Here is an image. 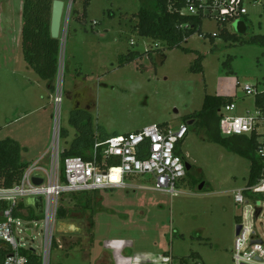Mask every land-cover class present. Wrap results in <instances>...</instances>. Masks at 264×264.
I'll return each instance as SVG.
<instances>
[{"label": "rangeland", "instance_id": "rangeland-1", "mask_svg": "<svg viewBox=\"0 0 264 264\" xmlns=\"http://www.w3.org/2000/svg\"><path fill=\"white\" fill-rule=\"evenodd\" d=\"M258 2L248 7L246 34L237 33L236 24L228 27L240 42L225 41L217 23L204 20L202 34L209 35L197 33L171 50L134 31L144 0H90L88 7L85 0H67L59 74L51 83L24 60V0L0 1V143L16 141L22 163L44 156L48 164L56 122L61 151L73 146L76 125L88 119L96 140L150 125L189 126L179 153L191 168L176 195L152 190L150 177L127 182L147 189L62 194L59 207L67 217L55 223L50 264H233L242 215L234 192L248 185L252 164L189 118L202 110L206 96L233 98L239 115L255 110L256 98L244 88L264 91V48L243 41L264 36V0ZM130 51L138 55L121 66ZM199 55L202 73L192 69ZM33 237L42 254L43 235L35 231Z\"/></svg>", "mask_w": 264, "mask_h": 264}, {"label": "built area", "instance_id": "built-area-1", "mask_svg": "<svg viewBox=\"0 0 264 264\" xmlns=\"http://www.w3.org/2000/svg\"><path fill=\"white\" fill-rule=\"evenodd\" d=\"M181 14L211 20L224 28L236 22L246 24L248 7L259 6L258 0H182ZM205 35L201 34L200 38ZM247 96L264 95L256 87L246 86ZM57 103L61 99L57 98ZM219 131L223 138L247 137L256 144L260 177L254 185L234 192L235 203L242 207L239 234L232 249L233 264H264V109L237 113L236 103L219 112ZM189 134L188 124L178 127L150 125L139 131L114 135L95 141L91 160L69 157L61 162L60 124L55 123L53 148L48 164L42 156L30 164L18 184L0 185V255L2 264H50L54 247V228L60 197L65 193H87L113 189H147L128 184L129 180L150 177L152 190L174 196L178 184L187 174L186 159L179 146ZM34 178L43 183L36 185ZM40 197L43 213L39 214L27 200ZM25 204L26 207H21ZM41 223V224H40ZM43 235V253L35 242L34 232ZM4 252V253H3Z\"/></svg>", "mask_w": 264, "mask_h": 264}, {"label": "trees", "instance_id": "trees-1", "mask_svg": "<svg viewBox=\"0 0 264 264\" xmlns=\"http://www.w3.org/2000/svg\"><path fill=\"white\" fill-rule=\"evenodd\" d=\"M61 1L66 2L67 0ZM146 1L144 0V7L136 15L134 31L139 36L152 39L157 44H164L168 49L173 50L182 48V43L193 35L197 33L202 34L203 22L201 18L188 17L181 14L183 7L182 0H154L153 6L152 4L147 6ZM53 2L54 0H24L21 42L24 60L27 65L34 70L41 80L51 83L55 81L59 74L61 49V40L53 39L51 36ZM89 3L90 0H85L86 7L89 6ZM228 27L227 25L224 28L220 27L222 31L219 36L227 42H240L239 36L231 34ZM210 37L215 39L214 36ZM243 42L264 48L263 35L249 36ZM137 55L138 53L130 51L128 56L124 57L121 61V66L132 63ZM203 60V56L199 55L192 68L194 72H203ZM225 67H230V60L225 63ZM228 73L232 74L230 71ZM51 83L49 86H51ZM233 103L235 101L231 97L206 96L202 110L193 114L189 119L193 123L196 120L200 121L207 128L214 141L225 146L231 152L240 154L251 161L252 168L248 184L254 185L260 177V163L256 157L255 142L244 136L232 138H222L220 136L219 112L224 107ZM255 104L257 108L264 109V95L257 97ZM79 122L80 120L76 124ZM167 125L164 124L162 126ZM76 126L79 130L78 139L71 148L64 150L61 154L62 162L69 157H80L84 160H91L92 158L96 137L88 130L91 126L90 120L88 119L87 125ZM63 135L67 137L68 134L64 132ZM101 138L106 139L108 136H102ZM20 150L19 144L14 140L9 139L0 143V185L3 187L10 188L18 184L22 175L30 166L28 163L20 161ZM90 201L91 197L89 194L87 196V208L89 209ZM21 207H26V205L22 204ZM6 208V204L0 203V212ZM66 217V209L59 207L57 218L64 220ZM240 221L241 218L238 219V223ZM91 226L93 227V223H91ZM54 245H57L56 242ZM3 257L1 254L0 264L3 262Z\"/></svg>", "mask_w": 264, "mask_h": 264}, {"label": "water", "instance_id": "water-1", "mask_svg": "<svg viewBox=\"0 0 264 264\" xmlns=\"http://www.w3.org/2000/svg\"><path fill=\"white\" fill-rule=\"evenodd\" d=\"M66 9V2L61 0H54L53 6H52V17H51V36L53 39L61 40V34H62V26H63V17L64 12ZM235 28L237 30V33L239 34H246L247 27L243 22H236ZM193 123L190 122L191 125ZM187 170H190L191 166L189 164L186 165ZM34 183L36 185H41L43 181L41 179L34 178ZM204 188V185L199 186V190L202 191ZM27 204L30 206H34L37 209V212L39 214L43 213V203L42 198L36 197L27 200ZM70 227V226H69ZM71 229H74L75 226L71 225ZM241 225H237L236 228V234H239L241 230Z\"/></svg>", "mask_w": 264, "mask_h": 264}, {"label": "crops", "instance_id": "crops-1", "mask_svg": "<svg viewBox=\"0 0 264 264\" xmlns=\"http://www.w3.org/2000/svg\"><path fill=\"white\" fill-rule=\"evenodd\" d=\"M227 97H229V96H227ZM255 102H256V100H255ZM141 130V129H140ZM136 131H139V130H136ZM136 131H134V132H136ZM117 135V134H116ZM102 136H108V137H111V136H114V135H108L106 132L104 133V135H102ZM102 139V138H101ZM96 141V140H95ZM238 224V223H237Z\"/></svg>", "mask_w": 264, "mask_h": 264}]
</instances>
